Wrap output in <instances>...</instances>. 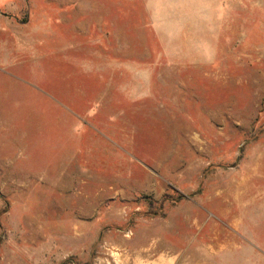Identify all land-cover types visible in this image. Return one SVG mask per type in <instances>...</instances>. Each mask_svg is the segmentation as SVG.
Instances as JSON below:
<instances>
[{
  "label": "rangeland",
  "instance_id": "obj_1",
  "mask_svg": "<svg viewBox=\"0 0 264 264\" xmlns=\"http://www.w3.org/2000/svg\"><path fill=\"white\" fill-rule=\"evenodd\" d=\"M187 1H75L124 67L66 87L107 93L90 106L29 62L0 72L29 124L0 174V264H264V0Z\"/></svg>",
  "mask_w": 264,
  "mask_h": 264
},
{
  "label": "crops",
  "instance_id": "obj_2",
  "mask_svg": "<svg viewBox=\"0 0 264 264\" xmlns=\"http://www.w3.org/2000/svg\"><path fill=\"white\" fill-rule=\"evenodd\" d=\"M75 1L41 0L42 5L37 7L33 14H27L25 18L24 15L4 12L0 8V72L10 68H14L15 71L17 67L16 74L23 77L30 69L25 65L29 62L31 68L45 70L47 77L58 76V82H61L58 90L64 94V99L76 102L83 100L86 103L104 100L107 93H98V95L82 91L81 94L76 93L77 97H73L72 93L66 90V87L68 86L69 89L71 84L76 88L112 84L114 80H109V70L115 76L120 72L122 77L123 74L119 70L124 68L121 64L112 65L101 60V52L108 48L106 42L108 36L106 33L100 36L102 32L100 29L98 32L95 31L96 38L93 39L92 17L89 10L86 11L85 8L89 6V3L76 4ZM186 3L203 4L198 0H189ZM208 3L219 6L223 2L211 0ZM2 4L13 6L15 3L14 0H0V5ZM76 5L80 7L76 8ZM76 68L78 72L74 71ZM62 71L70 72V78L74 79L68 81V78L63 77ZM7 81L4 83V78H0L2 83L0 98L3 99L9 92ZM48 86L50 87V84ZM3 101V106L0 108V121L6 123H0V166H3V169L0 168V174L2 172L4 179L8 180L11 179L12 171H18V168L10 166L12 165L10 159L19 143L20 133L27 129L29 124L28 122L23 124L22 119L12 121L11 112L1 111L8 110V105L5 103L7 101ZM88 105L90 106V103ZM99 106L102 107V105H96V107Z\"/></svg>",
  "mask_w": 264,
  "mask_h": 264
}]
</instances>
